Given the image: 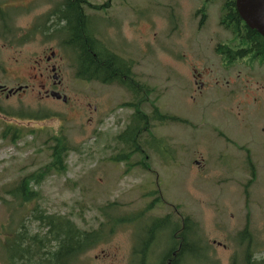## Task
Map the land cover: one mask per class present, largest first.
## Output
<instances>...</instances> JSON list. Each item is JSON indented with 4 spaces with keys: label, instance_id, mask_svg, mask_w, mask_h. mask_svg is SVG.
Wrapping results in <instances>:
<instances>
[{
    "label": "rangeland",
    "instance_id": "374dc122",
    "mask_svg": "<svg viewBox=\"0 0 264 264\" xmlns=\"http://www.w3.org/2000/svg\"><path fill=\"white\" fill-rule=\"evenodd\" d=\"M123 1L125 6L137 8L141 15L149 14L153 21L149 36L147 24L142 22L140 25V29L147 30L139 31L143 36L136 67L139 81L154 88L149 101L155 102L162 115L185 119L189 125L168 123L153 128L152 135L164 140L152 141L163 163L159 159L152 160L156 171L153 176L142 173L135 166L125 175L124 163L107 159L115 155L114 148H120L114 138L125 129L132 111L119 105L121 100L130 102V96L115 86L79 81L75 77V62L61 55L56 62L64 79L67 104L41 100L31 91L21 99L0 100V107L7 111L22 108L25 112L52 115L48 120L33 122L0 114V130L8 123L44 131L36 132L33 140L27 136L16 146L3 144L0 140V187L45 164V133L61 132L76 152L69 154L65 174L51 175L44 180L38 189L41 194L39 206L48 214L70 219L78 229L86 231L98 228L105 213L133 217L134 212H140L141 227L117 229L101 245L106 251L114 250L115 246L121 247L122 251L127 249L133 244L134 232L142 239L153 219L168 215L175 222L178 218L173 209L181 217H189L197 229L190 238L194 239L199 248L196 250L200 252L189 264H231L232 261L244 264L248 249L254 260L264 259V104H255L252 100H248L249 104L227 102L222 90L224 86L219 87L213 82L214 78L234 73H222L220 60L212 53L218 42L230 39V34L217 26L222 0H212L210 5L205 4V0ZM203 4L207 5V20L199 27L200 17L195 12ZM132 37L130 32L128 39ZM43 42L37 37L23 47L27 61L0 57V65L12 72L22 68L29 76L37 75L42 71L31 61L34 56L41 55L49 47L64 52L55 42ZM123 44L120 39L112 41L113 52L119 55ZM128 44L130 49L135 47L133 42ZM145 45H148V51ZM259 72L264 76V67ZM194 73L201 74V80L210 83V87L196 91ZM5 81L14 88L11 79ZM242 99L243 94L237 95L236 100ZM93 107H96L95 111ZM143 111L150 114L151 109L146 105ZM217 134L229 139L228 143L225 141L228 145H223ZM216 145L221 150L217 151ZM247 153L254 165V177L249 166L245 167ZM237 154L234 165L233 155ZM199 156L206 165L202 171L193 164L194 160L200 161ZM130 161L137 163L138 155ZM212 162L228 169L219 165L208 169ZM247 185H250L248 198L244 193ZM156 191L163 202H154ZM103 207L108 208L102 214L100 208ZM5 219V210L0 207V224ZM25 225L32 232L37 229V223L29 217ZM245 227H248L249 237L242 239L239 235ZM158 237H161V247L171 243L168 234ZM122 251L114 263L121 262Z\"/></svg>",
    "mask_w": 264,
    "mask_h": 264
},
{
    "label": "flooded vegetation",
    "instance_id": "af4514ba",
    "mask_svg": "<svg viewBox=\"0 0 264 264\" xmlns=\"http://www.w3.org/2000/svg\"><path fill=\"white\" fill-rule=\"evenodd\" d=\"M224 14H227V12L224 13L220 10L217 26L224 32H228L230 34V39L225 42L223 41L224 43H217L212 53L218 59L223 53L229 52L228 49H224V47H226L225 43L230 41L232 37L231 33L223 25L221 17ZM195 15L200 17L198 25L202 27L207 20V14L195 13ZM227 16L226 18L232 19V21L236 20L234 16H231V13ZM142 22L147 24L149 27L148 30L146 28L140 29ZM152 25L153 21L150 19L149 14L141 15L137 8L130 5L125 6L123 0H0V57H7L8 59H14L16 61H20L21 58L28 60V58L23 55V47L29 42L34 41L37 37L43 40V43L55 42L64 50L63 53H60L57 49L49 47L43 50L41 55L34 56L31 61L42 71L37 75L33 74L29 76L28 73L23 72L22 68L18 69L16 72H12L9 71L5 65H0V100H9L12 98L21 99L31 91L36 92V96L41 100L67 104L68 98L64 94L63 88L64 79L56 59L60 60V56L62 55V57L68 61L76 63V61L79 60V46L75 43L77 28L80 29L79 32L84 33L85 37H89L92 45H95L103 56L108 57L110 55L115 57L116 60L122 64L121 73H128L129 78H126L124 75L122 76L123 79L126 80L125 83L134 84L135 81H139L140 79L136 71V67L140 60L139 55H141L139 43L143 36L140 35V32L147 30L149 36L150 32H152ZM129 31L133 34L130 40L128 39L130 36ZM119 39L124 42V44L118 55L113 52L111 43ZM144 40H146L145 36ZM130 42L135 44L133 49L129 48L131 45L128 43ZM145 46L148 51V45ZM218 47L222 49L220 52H217ZM239 50L243 49L235 48L233 53ZM221 51L223 53H221ZM253 56H255V54H250L248 57L245 56V63H235L229 68L224 64H220L222 73L234 72L230 76L224 74L220 79L214 78L216 81H213L215 84H218L219 87L224 86L222 90L224 91L225 101L232 104H249L248 100H252L255 104H264V76L259 72V70L264 67V63H259L258 58L257 60H252ZM235 60H239V58H235ZM238 66H242L244 69H233ZM200 77L201 74L197 75L194 73L193 75V78L197 79L194 81V85L197 86L196 91L198 92L210 87V83L208 84L202 81ZM6 79H11L14 88L5 81ZM260 79L261 81H259ZM32 82H34L35 85L31 86ZM83 82L87 84L92 82L99 83L92 80ZM99 84L107 87H118L122 89L123 94L130 96L126 90L127 85L116 86ZM52 92L58 93L61 98L52 97L50 95ZM241 94H243V99L236 100L237 95ZM63 97H66L65 102L62 100ZM120 102H122L120 104L122 105L129 101L126 102L121 100ZM147 105L153 113V107H151L150 104ZM2 110L3 108L0 107V114L6 117L2 114ZM95 110L96 107H93V111ZM20 111H24V109L20 108ZM217 136L223 140V145H228L229 139H224L222 134H217ZM216 149L219 151L221 147L216 145ZM239 149L240 148L237 150ZM143 151L142 154H135L138 155V162L135 163L138 165L135 167L143 171L142 173H149L153 176L156 171L152 167L155 161L152 160L159 159L161 164L163 161L161 156L156 153L157 151L152 143L149 144L148 151ZM238 156V154L236 156L233 155L234 161L232 163H234V165H236L235 162H237ZM251 161V157L247 153L246 161H244L245 167L249 166V169L253 171L254 165ZM214 162L210 163L211 165L208 169L213 165H219L220 168H224L225 170L228 169ZM193 164L198 168L200 167L199 170L201 171L206 168V165L201 162V159L200 161L194 160ZM156 200H158V202H163L161 195L157 191L154 196V201ZM172 211H174L175 216L178 218L173 223L181 227L182 234L188 237L189 232L190 234L194 233L195 230V232H197V229H194V225L188 226L189 223L186 221V217L182 215V218L176 210L172 209ZM134 213L136 214L133 215V217H123L125 216L124 214H103L102 230L107 234V238L102 244L90 245V242L87 244L84 239H81L79 244L77 240V244L69 246L68 248L58 247L57 245L40 246L38 247L39 250L31 248L33 252L29 256L24 255L23 257L16 258L15 255L11 253L6 256H0V264H116L114 262L119 259L118 253L122 251V248L115 246L114 250L106 251L101 245L106 243L120 227H132L134 229L136 225H140L141 227V213L138 211ZM165 218H167L168 221L164 225L159 226L160 228L158 230L149 233L146 229L142 234V239L134 232L132 239L133 244L122 251L123 255L119 264H174L172 262L178 252V248H174L170 244L166 247H161V237H158L166 234L169 235L172 230L171 225L173 223L170 216L165 215L162 217V219ZM74 226L76 227L75 224ZM140 227L138 228L142 233L143 230H141ZM80 231L82 233L87 232L83 229H80ZM51 253H53L54 258L50 257ZM92 253H95L93 257L91 256ZM161 253L162 256H160ZM186 262L187 255L184 253L181 261L176 262V264H186Z\"/></svg>",
    "mask_w": 264,
    "mask_h": 264
},
{
    "label": "trees",
    "instance_id": "16d2710c",
    "mask_svg": "<svg viewBox=\"0 0 264 264\" xmlns=\"http://www.w3.org/2000/svg\"><path fill=\"white\" fill-rule=\"evenodd\" d=\"M235 0H222L221 10L227 14L222 15L221 19L225 28L231 33V40L225 43L229 52L223 53L220 56L221 64L232 67L235 63H239L235 58H245L250 54H255L252 60L259 59V63H264V39L255 31L244 26L239 16L235 11ZM207 4V1H206ZM206 5L202 7L199 13H204ZM235 17V21L226 18L227 15ZM226 20V21H225ZM76 42L79 46L80 58L76 61L75 77L83 81H96L101 84L124 86L127 85V93L130 94V102L119 105L120 108H127L132 111V114L127 117L128 123L124 130L114 138V142L120 148H114L115 155H111L109 159L113 163H124L126 170L124 174L127 175L134 166L138 164L132 163L130 160L135 154H142L145 149H149V144L152 141L162 142L160 138L154 137L151 133L152 128L157 126H164L168 123H178L182 125H189L187 120L176 116H170L160 112L159 108L154 105L155 102L149 101V95L153 88L139 81H133L134 84H126L123 75L128 77V73H121L122 64L113 56L105 57L100 53L95 45H92L89 37H85L84 33L76 29ZM90 40V41H89ZM235 48L243 50L234 52ZM222 50L217 48V52ZM121 73V74H120ZM129 78V77H128ZM150 104L153 107V113H145L143 108ZM8 118H14L19 121H33L40 122L48 120L52 115L46 112H25V111H7L2 110ZM155 124V125H154ZM36 132L43 133L42 130H34L30 128L20 127L5 123L0 130V140L3 144H10L16 146L20 141L27 136L34 139ZM147 138L144 139V136ZM164 141V140H163ZM46 151L47 162L40 166L37 170L24 175L18 176L11 181V183L4 184L0 187V207L5 210L6 219L4 223L0 224V256H6L10 253L15 257H23L24 255H31L33 251L31 248L40 246L57 245L58 247L68 248L69 246L78 244L81 239H84L87 244L96 245L104 242L107 234L103 232V223L101 222L98 228L87 230L82 233L80 229L67 218L57 215H51L42 210L39 206L41 194L39 188L46 178L51 175H63L67 172V159L70 153L76 152V148L69 144L68 140L61 132L54 135L45 133V140L43 142ZM252 183V182H251ZM250 185L244 190L246 198H248V189ZM37 189V190H36ZM245 198V199H246ZM248 200V199H247ZM158 200L154 201L157 202ZM153 205V204H151ZM150 205V206H151ZM111 206V205H110ZM113 206V205H112ZM147 209H149V207ZM108 207L100 208L101 213ZM146 209V210H147ZM37 223L35 232L25 225L26 218ZM188 226H193V222L189 217H186ZM168 221L165 219H156L147 226L149 233L158 230ZM173 223V222H172ZM172 230L169 234L170 245L178 248L174 264L181 261L182 255L186 253L187 263L196 258L199 251L194 239L182 234L181 227L174 223L171 225ZM148 233V234H149ZM248 227L241 232L239 236L242 239L248 238ZM185 237V238H183ZM250 247V246H249ZM253 253L250 249L246 250L244 255V264H264V259L254 260ZM54 258L53 253H51ZM231 264H234L232 261Z\"/></svg>",
    "mask_w": 264,
    "mask_h": 264
},
{
    "label": "water",
    "instance_id": "95a60500",
    "mask_svg": "<svg viewBox=\"0 0 264 264\" xmlns=\"http://www.w3.org/2000/svg\"><path fill=\"white\" fill-rule=\"evenodd\" d=\"M235 11L243 21L245 27L255 30L264 39V0H235ZM54 98H61L58 93L50 94ZM66 101V97L62 99Z\"/></svg>",
    "mask_w": 264,
    "mask_h": 264
}]
</instances>
